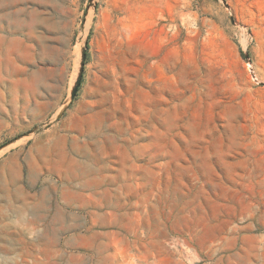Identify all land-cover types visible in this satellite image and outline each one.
Wrapping results in <instances>:
<instances>
[{"label": "rangeland", "instance_id": "374dc122", "mask_svg": "<svg viewBox=\"0 0 264 264\" xmlns=\"http://www.w3.org/2000/svg\"><path fill=\"white\" fill-rule=\"evenodd\" d=\"M27 193L71 217L37 264H264V0H0V202Z\"/></svg>", "mask_w": 264, "mask_h": 264}, {"label": "crops", "instance_id": "0c3cea01", "mask_svg": "<svg viewBox=\"0 0 264 264\" xmlns=\"http://www.w3.org/2000/svg\"><path fill=\"white\" fill-rule=\"evenodd\" d=\"M59 166H62V161ZM85 169L88 167L83 168V170ZM94 183L95 185L99 184L92 178L83 180V186L87 190L85 195L83 193V208H89L91 223L100 224L101 202H98V198L94 197V193H88ZM93 198L96 200L95 203H93ZM10 199L12 200L13 197ZM59 199L65 206H72V204L80 206L82 204L81 198L78 195L73 196L70 188L60 190ZM17 200L16 203L8 200L0 202V253L2 254L0 264H37L38 259L36 253L33 252L40 251L43 247L46 257V254L54 250L55 227L70 224L71 217H66L65 211L61 207L45 213L44 208L39 206V197L28 193L22 194ZM120 215L121 218H130L138 217L139 214H132L123 208ZM39 226L45 227L43 233H40ZM101 237V234L94 235L95 240ZM90 244H92L91 241ZM86 246H88L87 243ZM18 247H21L20 250ZM93 247L95 250H99L101 243L96 241ZM16 248L17 250H15ZM17 255L21 257L19 262Z\"/></svg>", "mask_w": 264, "mask_h": 264}, {"label": "water", "instance_id": "95a60500", "mask_svg": "<svg viewBox=\"0 0 264 264\" xmlns=\"http://www.w3.org/2000/svg\"><path fill=\"white\" fill-rule=\"evenodd\" d=\"M83 56H85V52L84 51H83ZM79 84H80V79L77 80L76 85L72 89L71 98H73L75 96Z\"/></svg>", "mask_w": 264, "mask_h": 264}, {"label": "bare ground", "instance_id": "6f19581e", "mask_svg": "<svg viewBox=\"0 0 264 264\" xmlns=\"http://www.w3.org/2000/svg\"><path fill=\"white\" fill-rule=\"evenodd\" d=\"M84 40V39H83ZM81 41V40H80ZM79 42V41H78ZM83 42L84 41H81V42H79V43H77L76 45H75V47L77 48V47H79L80 45H82L83 46ZM78 73V72H77ZM71 81V80H70ZM74 82V81H73ZM73 82H72V84H73ZM73 86V85H72Z\"/></svg>", "mask_w": 264, "mask_h": 264}, {"label": "built area", "instance_id": "2783aa9c", "mask_svg": "<svg viewBox=\"0 0 264 264\" xmlns=\"http://www.w3.org/2000/svg\"><path fill=\"white\" fill-rule=\"evenodd\" d=\"M17 257V261L19 262V261H21V257L20 256H16ZM2 259V254L0 253V260Z\"/></svg>", "mask_w": 264, "mask_h": 264}]
</instances>
